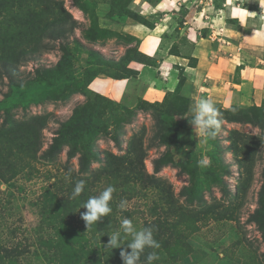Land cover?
I'll return each mask as SVG.
<instances>
[{
	"label": "trees",
	"instance_id": "trees-1",
	"mask_svg": "<svg viewBox=\"0 0 264 264\" xmlns=\"http://www.w3.org/2000/svg\"><path fill=\"white\" fill-rule=\"evenodd\" d=\"M131 1L111 0L109 13L127 15L136 19L137 23L154 28V23L147 17L128 8ZM74 3L90 18L87 39L98 42L109 37V30L98 25L96 0H74ZM76 24L61 0H0V79L7 77L10 87L0 98V182L10 192L16 178L24 174L25 178L31 179L40 173L37 164L53 162L64 147L68 148L66 174L62 179H55L46 185L30 205L36 215L30 228L32 236L11 239L3 238L0 234V264H123L121 249L131 252L128 244L122 243L123 236L120 247L109 248L106 245L110 235L123 232L122 218L131 219L133 216L127 206L126 210H121L120 202L135 198L144 200L150 213L144 219L142 228L153 227L154 239L160 244L158 249L145 248L138 264H147V255L153 251L159 259L152 264H178L187 256L186 240L196 231V224L192 220L197 211L189 207L198 203L209 210L212 205L208 204L205 192L212 191L213 187H218L226 197L231 195L226 180L231 176V170L222 156L224 149L216 136L207 137L212 145L207 168L196 160L194 150L183 160L175 157L172 146L179 141V129L193 127L191 123L181 126L175 119L188 116L190 110L189 99L180 95L186 81L182 66H178L179 84L173 92H167L161 101L142 100L144 105H136L137 108L127 107L90 88L92 81L101 74L114 79L136 75L138 72L129 67L132 61L150 66L156 64L152 56L139 49V41L133 35H129L131 43L136 41V44L128 47L118 60L109 59L91 49L87 51V66L81 73L75 74L70 65L78 56L77 49L64 45L63 54L54 67L38 69L35 77L27 82L18 81L14 74L15 65L26 61L27 56L35 54L38 48H49L43 44L44 38L65 39ZM176 48L173 46L170 52L173 53ZM43 81L57 89L46 96L35 93L28 99L26 89ZM75 93L85 95L86 101L74 108L72 116L60 124L51 144L43 150V129L47 116L17 121L13 110L20 106L27 110L31 102L40 103L44 99L65 100ZM215 105L223 113L222 121L264 128V100L259 106L232 105L224 108ZM138 108H153L156 133L152 144L167 146L165 152L154 160L153 173L146 170L145 149L138 135L129 141L122 155L108 153L103 157L96 148L100 136H109L120 145L119 133L123 125L131 123ZM229 148L236 156L240 152L237 144L231 143ZM75 158L78 159L77 171L70 165ZM94 163L102 165L92 169ZM170 164L179 167L180 172L190 177V183L183 186L178 194L171 183L157 176L163 167ZM86 173H89L88 176H85ZM46 176L47 180H51L50 173H46ZM80 179L86 181L85 189L73 199L75 182ZM109 185L116 188L110 201L113 211L87 229L81 218V213L86 211L83 204ZM248 221L257 225L264 240V172L258 207L250 214Z\"/></svg>",
	"mask_w": 264,
	"mask_h": 264
},
{
	"label": "rangeland",
	"instance_id": "rangeland-1",
	"mask_svg": "<svg viewBox=\"0 0 264 264\" xmlns=\"http://www.w3.org/2000/svg\"><path fill=\"white\" fill-rule=\"evenodd\" d=\"M61 1L64 3L66 11L76 20L75 28L70 30L65 39L49 40L44 38L43 44H46L49 48H38L35 54L27 56L26 61L15 65L14 71L16 72L14 74L18 81L27 82L35 77L38 69L54 67L63 54L62 46L64 45H68L70 49H77L78 56L71 61L70 65L75 74L81 73L82 69L87 66L85 60L87 59L88 50L95 49L109 56V59L118 60L124 55L125 49L131 47L132 40L129 33L133 29L132 25L136 24L137 20L127 15H111L109 13L111 0H96L95 11L98 16V25L109 30V37L98 42H92L86 37V33L91 26L88 14L81 11L74 0ZM157 1L160 0H132L128 8L148 17L153 23L162 18L163 21L157 26V31H164V35H169L166 31L170 29L172 32L168 33L180 36L182 30L178 28L191 25L192 28L184 31L196 32L197 29L195 28L200 27L199 29L204 31L203 34L207 35L213 28H207L212 20L206 18V15L215 13L218 9L223 8L224 3H231L232 0H162L159 4L160 9L165 8L164 14L151 12L153 7H158L159 4L156 5ZM239 1L243 4L251 3L250 5L258 8V0ZM220 17L224 19V14H220ZM184 21H191L190 25H185ZM138 41L141 44V39L138 38ZM205 45L207 44L205 43ZM193 51L192 49L189 52L193 53ZM150 72L154 71H149L148 77L151 76ZM99 77H106V75L101 74ZM192 88V81L186 76L180 95L189 99L190 110L188 116L175 118L176 123H181V126L190 124L193 118V108L196 101L192 98ZM53 89L57 88H51L43 81L38 85L29 86L25 93L27 98L31 99L35 93L46 96ZM9 90V79L7 77L1 78L0 98L2 99L4 93ZM247 91L249 93L251 91L250 84ZM129 98L130 96L122 102L127 107L133 108L136 105H144L139 94L134 99L129 100ZM85 101V95L75 93L65 100L44 99L40 103L31 102L27 110L20 106L15 108L13 112L17 121L33 116H47L46 126L43 129L44 150L51 144L60 124L68 121L74 108ZM153 112V108H138L131 123L123 125V129L119 133L120 145H117L109 136H100L96 148L103 157L108 153L122 155L126 152L129 141L135 135H138L142 141V147L145 149L146 170L153 173L154 160L167 149L165 145L152 144L154 143L153 136L156 133V119ZM178 136L179 141L172 146L175 157L183 160L190 151L194 150L196 160L199 163L203 159L209 160V164L204 166L207 168L210 165L208 155L212 152V145L209 144L207 137L200 136L198 130L194 127L189 129L180 128ZM216 137L224 149L222 156L225 162L230 165L231 176L226 177V180L231 195L226 197L218 187H213L212 191L205 192L208 204L212 205L209 210L208 208L204 209L198 203L189 207L197 211L192 220L196 224V231L186 240L185 250L187 256L178 264H264L262 234L255 223L248 221L250 214L258 207L259 191L263 183L264 128L223 121V128L217 133ZM231 143L240 147L237 156L229 148ZM67 150L68 148L64 147L56 160L51 163L40 162L37 164L40 173L35 174L31 179L25 178L24 174L16 178L15 186L11 188L10 192L6 190V185L0 182V203H3V205H0V234L3 238L14 239L18 237L25 239L28 235L32 236L30 228L36 220V215L30 205L39 197L46 185L52 183L55 179H62L61 177L66 174ZM70 165L77 171L78 159H73ZM101 165L94 163L92 169H98ZM46 173L51 174V180H47ZM88 174L86 173L85 176H88ZM157 176L171 183L176 194L183 186L190 183L189 175L180 172L179 167L171 164L163 167ZM11 192L13 194H10ZM182 200L184 201V199ZM127 207L133 212L131 220L134 227L140 230L144 219L150 215L144 200L135 198L127 202ZM121 236H123V239H121L123 244H129L133 239L131 234H126L124 231Z\"/></svg>",
	"mask_w": 264,
	"mask_h": 264
},
{
	"label": "crops",
	"instance_id": "crops-1",
	"mask_svg": "<svg viewBox=\"0 0 264 264\" xmlns=\"http://www.w3.org/2000/svg\"><path fill=\"white\" fill-rule=\"evenodd\" d=\"M160 4L151 12L163 13L165 8L160 9ZM250 4L232 0L215 13L206 15L212 20L207 28H213L207 35L200 27H194L196 32L184 31L192 25L180 26V36L168 33L172 32L170 29L166 31L169 35H164V31H157L162 18L154 23V28L140 23L132 25L129 34L141 39L139 49L152 56L156 64L150 66L132 61L129 67L138 72L136 75L124 79L97 77L92 81L91 89L118 102H124L128 96L129 100L134 99L137 94L143 100L161 101L167 92L177 88L178 66H182L192 81V98L196 102L206 97L224 108L261 105L264 100V0H258V8ZM220 14H224V19ZM190 22L183 23L190 25ZM134 44L136 41L130 46ZM173 46L177 48L172 53ZM192 49L194 51L190 53ZM148 70L154 71L150 72V77ZM249 84L250 93L247 91Z\"/></svg>",
	"mask_w": 264,
	"mask_h": 264
},
{
	"label": "clouds",
	"instance_id": "clouds-1",
	"mask_svg": "<svg viewBox=\"0 0 264 264\" xmlns=\"http://www.w3.org/2000/svg\"><path fill=\"white\" fill-rule=\"evenodd\" d=\"M260 7H262L260 5ZM264 15V14H262ZM223 113L215 105L213 100L201 97L193 108V118L191 120V125L198 130L200 136L214 138L222 125ZM202 166H207L209 164L208 159H203L200 161ZM86 181L83 179L77 180L72 192V198L80 196L84 191ZM116 188L112 185L107 186L99 195L91 196L84 204L83 208L86 209L85 212L81 213L82 220L86 223L87 229L93 224L100 221L103 217L108 216L112 211L110 206V201L113 199V193ZM127 202L121 201L119 207L121 210H126ZM121 227L126 234H131L133 239L131 243L128 244V248L131 249L129 253L126 249H121L120 256L123 264H138L140 261L141 254L144 252L145 248H160L158 241L154 239V228H141L137 230L133 221L129 218H122ZM109 241L106 247L117 248L120 247L121 233L119 231L114 232L109 236ZM158 254L153 251L147 255V264H152L154 260H158Z\"/></svg>",
	"mask_w": 264,
	"mask_h": 264
}]
</instances>
